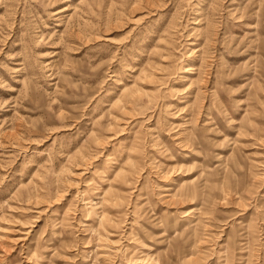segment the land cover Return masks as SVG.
Returning a JSON list of instances; mask_svg holds the SVG:
<instances>
[{
	"label": "rangeland",
	"instance_id": "1",
	"mask_svg": "<svg viewBox=\"0 0 264 264\" xmlns=\"http://www.w3.org/2000/svg\"><path fill=\"white\" fill-rule=\"evenodd\" d=\"M0 264H264V0H0Z\"/></svg>",
	"mask_w": 264,
	"mask_h": 264
}]
</instances>
